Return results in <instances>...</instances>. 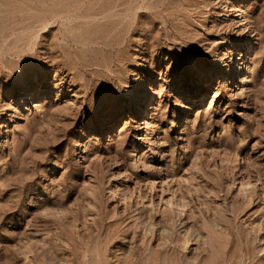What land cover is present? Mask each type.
I'll use <instances>...</instances> for the list:
<instances>
[{
    "label": "rangeland",
    "instance_id": "374dc122",
    "mask_svg": "<svg viewBox=\"0 0 264 264\" xmlns=\"http://www.w3.org/2000/svg\"><path fill=\"white\" fill-rule=\"evenodd\" d=\"M263 192L264 0H0V264H264Z\"/></svg>",
    "mask_w": 264,
    "mask_h": 264
},
{
    "label": "bare ground",
    "instance_id": "6f19581e",
    "mask_svg": "<svg viewBox=\"0 0 264 264\" xmlns=\"http://www.w3.org/2000/svg\"><path fill=\"white\" fill-rule=\"evenodd\" d=\"M236 15H237V13H236ZM143 34H144V33H143ZM141 41H142V40H141ZM139 89H140V88H139ZM137 90H138V89H137ZM133 99H134V100H137V101L139 100V104H138V105H139V109L142 110L145 101H140V100H141V97L139 96V92H137V94L135 95V97H133ZM142 100H143V99H142ZM144 109H145V108H144ZM138 112H139V111H138ZM1 127H2V125H1ZM4 127H5V126H4ZM5 129H6V128H5ZM2 133H3V132H2ZM263 193H264V192H263ZM185 243H186V241H185ZM186 245H187V244H186ZM186 247H187V246H186ZM184 248H185V247H184ZM113 251H114V250H113ZM118 252L120 253L119 249H116V250H115V256H116L117 258H118V256H119V255H118ZM215 255H216V254H215ZM115 256H114V254H113L112 257H115ZM120 256H121V255H120ZM120 256H119V257H120Z\"/></svg>",
    "mask_w": 264,
    "mask_h": 264
}]
</instances>
